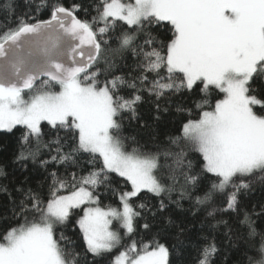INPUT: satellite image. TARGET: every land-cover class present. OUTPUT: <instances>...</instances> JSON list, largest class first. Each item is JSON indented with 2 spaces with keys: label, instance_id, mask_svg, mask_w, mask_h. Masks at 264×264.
Returning a JSON list of instances; mask_svg holds the SVG:
<instances>
[{
  "label": "snow or ice",
  "instance_id": "6c2138e0",
  "mask_svg": "<svg viewBox=\"0 0 264 264\" xmlns=\"http://www.w3.org/2000/svg\"><path fill=\"white\" fill-rule=\"evenodd\" d=\"M101 8L98 19L104 26L99 27L100 41L89 23L76 19L64 7H56L51 21L20 26L0 42L2 57L6 54L7 42L15 45L25 34L46 37L38 45L43 59L32 52L28 53V58L14 53L0 63V129L11 131L18 125L26 129L18 159L35 158L42 146L47 147L41 130V122L47 121L52 127L66 130L75 141L67 153H62L64 145L59 138L52 141L58 145L53 161L72 160L73 154L79 152L89 153L93 161L97 157L102 160L99 169L79 178L78 187L73 174L74 190L70 194H57L66 189L69 182L55 172L50 173L52 184L46 204L41 195L31 189L23 193L19 204L23 223L6 229L0 237V264H84L78 261L80 254L75 249L62 246L61 241L67 238L63 233L57 236L55 227L67 222L72 209L84 204L98 205L97 196L84 185L94 189L109 179L108 173L126 178L132 189L120 196L122 212L114 208L88 207L77 221L87 251L97 256L110 252L121 242L119 232L111 228L114 219L120 221L127 233L134 232V220L140 213L129 203L132 197L144 190L156 196L166 191V186L154 175L159 166V153L142 152L138 148L131 152L123 150L122 113L135 116L136 105L142 97L137 94L125 98L120 90L124 86L135 89L137 83L120 76L101 82L95 71L81 75L99 56L101 43H106L103 34L114 30L116 21L135 26L132 33L152 25L169 26L171 38L167 43L145 32L144 45H159L150 50L134 45V34L125 32L118 37L121 48L131 45L134 51L141 49L143 72L138 77L141 90L148 80L146 73L151 72L156 77L149 81L151 87L147 91L157 98L166 92L192 90L199 83L205 99L197 107L202 108L208 103L210 88L224 93L213 110L203 111L198 120H189L183 126L182 137L176 138L184 139L201 153L206 162L204 170L218 178L204 197H197V204L208 203L214 193L232 188L226 198V208L219 211L238 213L237 193L248 187L243 178L257 171L264 174V98H257L250 84L254 75L264 78V0H134V3L103 0ZM61 32L64 37L78 40L81 46L90 45L86 63L74 61L67 65L52 58L59 47ZM72 51L75 52V48ZM80 55L83 57L84 53ZM161 69L166 74L161 73ZM53 81L60 86V91L52 90ZM26 89L29 90L27 98L23 95ZM163 155H175L177 168L184 166L183 150L176 154L165 151ZM187 167L191 169V161ZM0 174H3L2 169ZM183 175L191 185L199 178L187 172ZM170 178L176 182L175 175ZM216 211L213 208L208 214L214 216ZM242 222L248 225L249 235H256L247 213ZM143 227L149 229L150 225L145 223ZM204 239L207 244L201 249L199 264H212L217 245L214 239ZM261 240L264 241V236ZM67 243L73 242L68 240ZM141 243L138 251L137 243L133 242L117 257L116 264H169L167 246L155 239ZM259 251L261 259L253 262L249 258L250 264H264V242Z\"/></svg>",
  "mask_w": 264,
  "mask_h": 264
},
{
  "label": "trees",
  "instance_id": "16d2710c",
  "mask_svg": "<svg viewBox=\"0 0 264 264\" xmlns=\"http://www.w3.org/2000/svg\"><path fill=\"white\" fill-rule=\"evenodd\" d=\"M102 4L103 0H0V42H3L5 35L14 33L20 26L48 22L56 7H64L80 21L89 23L100 41L99 27L104 25L98 19V10H102ZM134 27L116 21L115 29L103 34V41L106 43H101L100 55L89 73L97 72V79L101 82L105 78L111 80L114 76H120L126 81L137 83L135 89L124 86L120 90V95L125 98H132L137 94L142 97L136 105L135 116L129 112L122 113L123 147L126 152L138 148L142 152L160 154L156 176L166 186V191L160 196L142 192L130 200L134 210L140 215L135 217L134 232L116 252L97 256L87 251L77 222L83 216L84 209L74 210L66 223L56 225L57 236L63 233L67 238L61 241L62 246L75 249L80 254L78 261H83L84 264H113L116 255L129 248L133 242L141 249V241L149 243L155 239L169 248V264H199L201 249L207 244L204 238L209 237L217 245L212 264H250L249 258L253 262L261 259L259 249L264 242L261 240L264 236V174L256 172L243 178L248 187L237 193L240 202L238 213L219 211L226 208V198L233 191L232 188L224 193H214L208 203L197 204V197H204L218 178L204 170L206 162L201 153L193 150L184 139L176 140L177 137H182L184 124L189 120L200 119L203 111L213 110L215 103L223 99V93L210 88L208 103L202 108L197 107L205 99V94L199 90V83L192 90L166 92L157 98L154 93L147 91L151 87L149 81L156 77L151 72L146 73L148 80L141 90L138 80L143 72L140 67L143 61L141 49L134 51L131 45L121 48L118 37L125 32L134 34L133 44H140L144 50H150L159 45H144L145 32H151L157 40L165 43L170 42L171 32L166 24L164 27L152 25L139 33H132ZM161 73L166 74L164 69H161ZM250 84L256 90L257 98H264V78L254 75ZM51 87L53 91H59V86L51 84ZM41 130L47 147L42 146L35 158L28 156L23 160L18 159V156L22 150L21 137L26 129L17 127L11 132H0V169L3 171L0 174V237L6 229L23 223L19 204L25 191L31 189L39 193L47 203L52 184L50 173L55 172L58 177L69 182L66 189L57 193L67 195L74 190L73 174L77 177L78 187L80 177L87 176L102 166L100 158L93 161L91 155L84 152L74 153L72 160L66 162L53 161L52 156L57 155L58 145L51 143L52 141L60 139L64 145L62 153H67L75 141L70 139L66 130L47 123L41 125ZM173 140L176 142L173 143ZM181 150L185 152L182 168H177L175 155H163L165 151L176 154ZM44 161L48 163L45 164ZM188 161L192 162L191 169L187 167ZM185 172L199 177L195 185L186 183L183 175ZM172 175L176 177L175 183L170 178ZM108 176V180L93 189V194L97 196L100 207L115 209L121 206V194L131 191L132 186L115 173H108ZM161 202L164 204L163 208ZM141 204L144 205L143 208L139 207ZM213 208L217 211L214 216H210L208 213ZM245 213L256 230L254 236L249 235L248 225L242 222ZM221 220L227 224L221 223ZM145 223L150 225L149 229L143 227ZM68 240L73 243L68 244Z\"/></svg>",
  "mask_w": 264,
  "mask_h": 264
},
{
  "label": "water",
  "instance_id": "95a60500",
  "mask_svg": "<svg viewBox=\"0 0 264 264\" xmlns=\"http://www.w3.org/2000/svg\"><path fill=\"white\" fill-rule=\"evenodd\" d=\"M72 14L76 19H78L73 12ZM65 23L66 25L68 24L67 19L65 20ZM39 24H44V23H39ZM60 36H61V40L59 43V47L56 50L55 54L52 56V58L59 62H63L67 65H71L74 61H82L86 63L87 53L90 50V45L85 43L84 45L81 46L78 40H71L67 37H64L62 32L60 33ZM45 39L46 37L44 36H33L31 34H25L20 37V39L17 41L15 45L11 44V42L5 43L6 54L0 57V63L6 62L8 59H10L13 56L14 53L16 55L28 58V53L32 52L34 55L38 54L41 57V59H43L44 58L43 53L40 52L38 45H40ZM73 48H75V52L72 51ZM81 52L84 53L83 57H81L80 55ZM98 57L92 62L91 67L87 69V72L81 74L82 76L90 72L91 68L96 64ZM41 79H47V77H41ZM36 83H39V81H37ZM51 84L59 86L54 81ZM27 92H29V90L26 89L24 93Z\"/></svg>",
  "mask_w": 264,
  "mask_h": 264
},
{
  "label": "rangeland",
  "instance_id": "374dc122",
  "mask_svg": "<svg viewBox=\"0 0 264 264\" xmlns=\"http://www.w3.org/2000/svg\"><path fill=\"white\" fill-rule=\"evenodd\" d=\"M121 2H123V3H134V0H121ZM121 22H123V21H121ZM100 23H102V22H100ZM124 23V22H123ZM103 24V23H102ZM126 24V23H125ZM59 91H60V86H59ZM58 92V91H57ZM28 93L29 92H27V93H23V95L25 96V98H27V96H28ZM223 95H224V93H223ZM44 123H47V121H42L41 122V125L42 124H44ZM48 124V123H47ZM17 127H23L24 128V126H22V125H18V126H16L15 128H17ZM15 128H13L11 131H13ZM11 131H7V130H4V129H0V132H11ZM123 150L125 151V149H124V147H123ZM156 171H157V169L155 170V172H154V175H156ZM258 172V171H257ZM114 173V172H113ZM254 173H256V172H254ZM115 174H117V173H115ZM212 174V173H211ZM118 175V174H117ZM214 175V174H213ZM122 178H124V177H122ZM124 179H126V178H124ZM131 184V183H130ZM84 187H86V188H89V190H91V191H93V188H91L90 186H88V185H84ZM142 192H148L147 190H144V191H142ZM141 192V193H142ZM148 193H150V192H148ZM153 194V193H152ZM139 195V194H138ZM136 197V196H135ZM132 198H134V197H132ZM131 198V199H132ZM130 199V200H131ZM129 203H130V201H129ZM96 206H99V204L97 205V204H84V205H81L80 206V208H76V209H72L71 210V213L74 211V210H81V209H86V208H88V207H96ZM100 207V206H99ZM102 208V207H101ZM102 209H104V208H102ZM115 209H118V210H120L121 212L123 211V205H122V202H121V206L120 207H118V208H115ZM104 210H108V209H104ZM111 228H112V230H114V231H117V232H119V234H120V236H121V242H120V244L119 245H117L116 247H114L110 252H105V253H111V252H116L117 251V249L119 250V247L122 245V243L125 241V239L126 238H128L131 234H129V233H127V231H126V229H124L122 226H121V224H120V221L119 220H116V219H114L113 221H112V225H111ZM131 246V245H130ZM137 250L139 251L140 249H138V247H137ZM125 250H123V251H121V252H119L117 255H116V257H115V260H114V263L113 264H116V260H117V257H119L120 256V254L122 253V252H124ZM91 253V252H90ZM105 253H102V254H105ZM91 254H93V253H91ZM94 255V254H93ZM132 255V253H129V256H131Z\"/></svg>",
  "mask_w": 264,
  "mask_h": 264
},
{
  "label": "flooded vegetation",
  "instance_id": "af4514ba",
  "mask_svg": "<svg viewBox=\"0 0 264 264\" xmlns=\"http://www.w3.org/2000/svg\"><path fill=\"white\" fill-rule=\"evenodd\" d=\"M57 86V85H56Z\"/></svg>",
  "mask_w": 264,
  "mask_h": 264
}]
</instances>
